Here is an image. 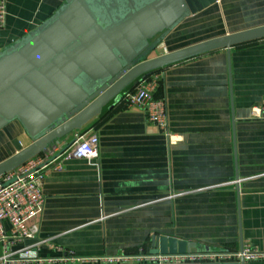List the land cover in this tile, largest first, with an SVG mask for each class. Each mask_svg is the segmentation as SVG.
<instances>
[{
  "label": "crops",
  "instance_id": "obj_1",
  "mask_svg": "<svg viewBox=\"0 0 264 264\" xmlns=\"http://www.w3.org/2000/svg\"><path fill=\"white\" fill-rule=\"evenodd\" d=\"M65 2L8 0L0 52ZM261 26L264 0H217L179 24L151 57ZM162 73L155 96L165 100L175 141L143 110L119 102L128 87L115 105L57 145L56 153L77 135L96 133L98 158L93 164L69 158V149L44 169L37 241H20L14 251L37 244L42 257L152 252L155 236L201 249L236 251L250 244L264 251V118L252 117L253 108L264 109V40ZM31 144L20 124L10 123L0 131V162Z\"/></svg>",
  "mask_w": 264,
  "mask_h": 264
},
{
  "label": "water",
  "instance_id": "obj_2",
  "mask_svg": "<svg viewBox=\"0 0 264 264\" xmlns=\"http://www.w3.org/2000/svg\"><path fill=\"white\" fill-rule=\"evenodd\" d=\"M216 1L66 0L39 28L4 48L0 52V131L18 122L32 144L0 162V177L57 149L60 141L83 130L106 106L115 105L128 87L152 73L264 40L261 26L151 57L179 24ZM74 142L75 138L56 157ZM152 249L154 254L215 250L164 236L153 238Z\"/></svg>",
  "mask_w": 264,
  "mask_h": 264
},
{
  "label": "built area",
  "instance_id": "obj_3",
  "mask_svg": "<svg viewBox=\"0 0 264 264\" xmlns=\"http://www.w3.org/2000/svg\"><path fill=\"white\" fill-rule=\"evenodd\" d=\"M7 16L8 0H0V30L5 28ZM163 76L162 70L152 73L121 95L119 102L126 107H138L143 110L146 119L172 143L175 137L169 130L167 105L164 99L155 96ZM252 117L263 119L264 109L253 108ZM98 146L99 138L96 133L80 134L75 138L68 156L93 164L98 158ZM56 155V149L46 151L0 177V264H210L241 261L247 264L264 260V251L250 244L244 245L240 251L215 249L191 250L183 254H154L140 248L134 253L85 257L75 256L71 251H60L61 255L58 257H42L39 255L37 244L34 245L36 248L32 246L19 252L14 251V245L20 241H37L38 218L45 204L42 193L44 169L57 158ZM12 180V183L5 185ZM6 222L10 225L9 230L5 227Z\"/></svg>",
  "mask_w": 264,
  "mask_h": 264
},
{
  "label": "rangeland",
  "instance_id": "obj_4",
  "mask_svg": "<svg viewBox=\"0 0 264 264\" xmlns=\"http://www.w3.org/2000/svg\"><path fill=\"white\" fill-rule=\"evenodd\" d=\"M236 251H240V250H236ZM229 263H235V262H229ZM216 264V263H215ZM219 264H222V263H219Z\"/></svg>",
  "mask_w": 264,
  "mask_h": 264
},
{
  "label": "trees",
  "instance_id": "obj_5",
  "mask_svg": "<svg viewBox=\"0 0 264 264\" xmlns=\"http://www.w3.org/2000/svg\"><path fill=\"white\" fill-rule=\"evenodd\" d=\"M159 71H161V70H159ZM156 72H158V71H156ZM130 90H131V89H130ZM106 112H108V111H105V113H106ZM105 113H104V114H105Z\"/></svg>",
  "mask_w": 264,
  "mask_h": 264
}]
</instances>
